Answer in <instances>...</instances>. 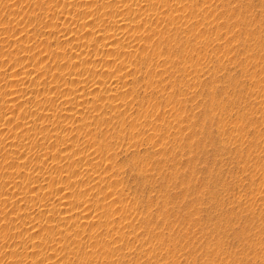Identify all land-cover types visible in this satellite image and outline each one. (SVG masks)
Masks as SVG:
<instances>
[{"label": "rangeland", "instance_id": "rangeland-1", "mask_svg": "<svg viewBox=\"0 0 264 264\" xmlns=\"http://www.w3.org/2000/svg\"><path fill=\"white\" fill-rule=\"evenodd\" d=\"M0 264H264V0H0Z\"/></svg>", "mask_w": 264, "mask_h": 264}]
</instances>
